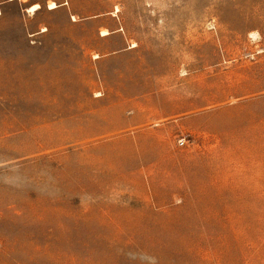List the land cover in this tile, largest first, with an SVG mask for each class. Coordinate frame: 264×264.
Listing matches in <instances>:
<instances>
[{"label": "rangeland", "instance_id": "374dc122", "mask_svg": "<svg viewBox=\"0 0 264 264\" xmlns=\"http://www.w3.org/2000/svg\"><path fill=\"white\" fill-rule=\"evenodd\" d=\"M0 264H264V0H0Z\"/></svg>", "mask_w": 264, "mask_h": 264}, {"label": "bare ground", "instance_id": "6f19581e", "mask_svg": "<svg viewBox=\"0 0 264 264\" xmlns=\"http://www.w3.org/2000/svg\"><path fill=\"white\" fill-rule=\"evenodd\" d=\"M49 8H50V9H55V8H57V5H55V4H51V5L49 6ZM39 9H40V6H39V5H34V6H31V7L28 9V12H30V13H35V12H37Z\"/></svg>", "mask_w": 264, "mask_h": 264}, {"label": "crops", "instance_id": "0c3cea01", "mask_svg": "<svg viewBox=\"0 0 264 264\" xmlns=\"http://www.w3.org/2000/svg\"><path fill=\"white\" fill-rule=\"evenodd\" d=\"M34 6V5H33Z\"/></svg>", "mask_w": 264, "mask_h": 264}]
</instances>
